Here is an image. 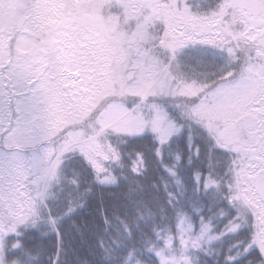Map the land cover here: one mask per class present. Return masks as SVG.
<instances>
[{
	"label": "snow or ice",
	"instance_id": "1",
	"mask_svg": "<svg viewBox=\"0 0 264 264\" xmlns=\"http://www.w3.org/2000/svg\"><path fill=\"white\" fill-rule=\"evenodd\" d=\"M69 250L264 264V0H0V264Z\"/></svg>",
	"mask_w": 264,
	"mask_h": 264
},
{
	"label": "trees",
	"instance_id": "2",
	"mask_svg": "<svg viewBox=\"0 0 264 264\" xmlns=\"http://www.w3.org/2000/svg\"><path fill=\"white\" fill-rule=\"evenodd\" d=\"M100 198H101V194L100 193H97V195L95 197V200L98 202L100 200ZM103 198H104L105 201H109V200L113 199V197L107 191H105L103 193ZM53 237H54V234H49V236L47 237V240H48L49 245H51ZM67 239L68 238H66V240ZM225 246H226V242H225ZM71 247H74V248L79 247V244L76 243V242H74L71 245ZM49 251L51 253L52 249L50 248ZM43 259H44V264H48V256L46 255ZM64 259L67 260L69 262V264H78V261L76 259V255L71 250H69L65 254Z\"/></svg>",
	"mask_w": 264,
	"mask_h": 264
}]
</instances>
